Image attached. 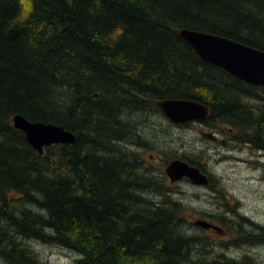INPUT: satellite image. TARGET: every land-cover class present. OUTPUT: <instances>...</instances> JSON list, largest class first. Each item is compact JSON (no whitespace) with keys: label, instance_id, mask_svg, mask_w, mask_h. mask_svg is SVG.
<instances>
[{"label":"trees","instance_id":"1","mask_svg":"<svg viewBox=\"0 0 264 264\" xmlns=\"http://www.w3.org/2000/svg\"><path fill=\"white\" fill-rule=\"evenodd\" d=\"M182 29L264 52V0H0V258L7 264H39L30 240L77 253L72 264H246L191 254L200 237L182 234L180 204L161 185L163 201L149 199L154 185L138 180L137 159L119 149L142 144L132 126L140 106L190 100L209 108L201 121L209 133L224 126L229 140L264 153V87L202 60ZM15 115L63 127L75 141L39 155L13 127ZM256 228L261 236L244 243L264 240V227Z\"/></svg>","mask_w":264,"mask_h":264},{"label":"rangeland","instance_id":"2","mask_svg":"<svg viewBox=\"0 0 264 264\" xmlns=\"http://www.w3.org/2000/svg\"><path fill=\"white\" fill-rule=\"evenodd\" d=\"M140 107L132 116V126L142 144L127 142L119 149L137 159L138 180L154 185L148 191L149 199L163 201L164 196L156 190L161 185L162 191L180 204L179 215L185 221L182 234L200 237L191 245V254L207 261L223 254L246 264H264V240L255 245L244 243L248 234L261 236L256 226L264 227V153L229 140L221 130L224 126L210 131L219 141H226L221 145L201 136L202 130L209 132L201 122L173 124L148 103ZM181 155L200 164L213 183L206 187L194 186L187 179L171 183L164 169ZM197 220L220 228V232L195 227ZM28 243L39 264H72L79 258L77 253L53 244ZM0 264L7 263L0 258Z\"/></svg>","mask_w":264,"mask_h":264},{"label":"water","instance_id":"3","mask_svg":"<svg viewBox=\"0 0 264 264\" xmlns=\"http://www.w3.org/2000/svg\"><path fill=\"white\" fill-rule=\"evenodd\" d=\"M180 36L193 48L205 62L222 69L234 78L249 85L264 87V52L249 48L235 41L208 33L182 29ZM161 113L173 124L205 121L209 116V108L190 100H159L155 102ZM13 127L22 132L26 142L42 155L44 148L56 144H73L75 137L63 127L30 122L21 115L12 118ZM202 137L216 141L213 133L201 132ZM224 144V141H221ZM171 183L187 179L199 187L208 185V176L198 167L191 166L181 160H173L164 169ZM203 229L220 228L197 220L193 223Z\"/></svg>","mask_w":264,"mask_h":264},{"label":"flooded vegetation","instance_id":"4","mask_svg":"<svg viewBox=\"0 0 264 264\" xmlns=\"http://www.w3.org/2000/svg\"><path fill=\"white\" fill-rule=\"evenodd\" d=\"M217 142H220L219 140H218V138H217V141L215 142V143H217ZM264 155V154H263Z\"/></svg>","mask_w":264,"mask_h":264},{"label":"bare ground","instance_id":"5","mask_svg":"<svg viewBox=\"0 0 264 264\" xmlns=\"http://www.w3.org/2000/svg\"><path fill=\"white\" fill-rule=\"evenodd\" d=\"M250 48V47H249Z\"/></svg>","mask_w":264,"mask_h":264}]
</instances>
